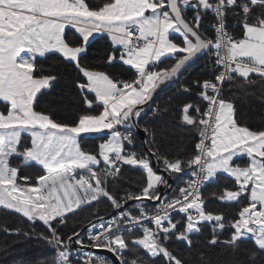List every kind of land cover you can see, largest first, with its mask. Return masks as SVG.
Instances as JSON below:
<instances>
[{"label":"snow or ice","instance_id":"6c2138e0","mask_svg":"<svg viewBox=\"0 0 264 264\" xmlns=\"http://www.w3.org/2000/svg\"><path fill=\"white\" fill-rule=\"evenodd\" d=\"M50 56L73 69L75 113L42 107L60 80ZM199 60L207 74L156 105ZM233 89L264 97V0H0V209L43 226L50 264H188L174 249L194 244L264 264V127ZM176 128L194 134L183 154ZM85 211L87 243L71 227Z\"/></svg>","mask_w":264,"mask_h":264},{"label":"trees","instance_id":"16d2710c","mask_svg":"<svg viewBox=\"0 0 264 264\" xmlns=\"http://www.w3.org/2000/svg\"><path fill=\"white\" fill-rule=\"evenodd\" d=\"M106 44L107 41L104 40L96 44L91 53L92 57L103 55ZM93 63H99V61L93 59ZM42 66L46 72L60 78L59 83L51 91V94L45 98L47 103L42 104V107H48L49 104H51L53 110H58L61 115L75 113L77 111L76 105L79 101L76 95V89L72 84L73 69L62 63L55 56L44 59L42 61ZM107 71L119 73L121 79L128 78V74L121 68L107 69ZM208 71L209 69L205 66V60H199L185 72L179 82H176L172 87L161 94L157 99L156 105L163 108L166 102H170V98H175L177 96L181 83L207 74ZM233 92L235 95L232 99L235 101V105L243 118V122L252 128L264 127V97L261 96V93L258 91L255 93H245L241 89H233ZM193 135L192 132H185L180 128H176L170 141L172 150L179 151L180 154H183V151L191 147ZM98 143H100V141L95 140V134H93L92 139L88 141L89 147ZM181 146H183V149H181ZM25 173L28 175H35L36 170L28 168L25 169ZM138 179L139 174L136 172H129L126 176V182H130V187L133 190L137 188L135 181ZM229 182L230 178L224 181V183ZM182 185L183 183H181L180 186ZM216 190L217 185L209 184L203 192L207 196L209 192H214ZM173 194H175V186L167 195L170 197ZM101 210L103 211V209ZM215 210L220 211L221 209L216 207ZM88 216L89 213L87 211L82 212L80 217L77 218V222L71 224V227L84 230L90 224V221L85 223H80L79 221H86ZM4 228L11 230L19 229L21 232L31 229L33 238L24 239L20 236L6 234L3 231ZM43 231L42 225L39 227H32L27 224L25 219L19 214L0 209V264H50L53 256L52 246L35 238V234ZM85 232L86 231H84V233ZM172 243L175 244L176 242ZM174 250L178 251L188 264H205V262L206 264H236L237 260L246 259V257L243 256L238 257L233 255L226 249L220 247L209 248L205 247L203 244H194L191 249L187 246H180ZM260 260L261 258L258 256L257 264H259Z\"/></svg>","mask_w":264,"mask_h":264},{"label":"water","instance_id":"95a60500","mask_svg":"<svg viewBox=\"0 0 264 264\" xmlns=\"http://www.w3.org/2000/svg\"><path fill=\"white\" fill-rule=\"evenodd\" d=\"M198 62V61H197ZM196 62V63H197ZM196 63H194L193 65H195ZM192 65V66H193ZM191 66V67H192ZM191 67H189L188 69H190ZM187 69V70H188ZM175 83H165V84H163V85H161L160 86V88H158L157 89V93H158V97L156 98V102H157V99L161 96V94L164 92V91H166L167 89H169L170 87H172L173 85H174ZM161 89H163V90H161ZM174 188V187H173ZM173 188L172 189H162V191L164 192V194L165 195H167V194H169L172 190H173ZM133 203H135V202H129V204H133ZM155 203H159L158 201L157 202H155ZM129 205H125V207H128ZM90 225V224H89ZM89 225L82 231V232H84V231H86L87 229H88V227H89ZM77 248H79V246H77ZM88 249H83V251H87ZM98 252L99 253H101V254H103L104 256H106V257H110L111 256V254L110 253H107L105 250H98Z\"/></svg>","mask_w":264,"mask_h":264},{"label":"built area","instance_id":"2783aa9c","mask_svg":"<svg viewBox=\"0 0 264 264\" xmlns=\"http://www.w3.org/2000/svg\"><path fill=\"white\" fill-rule=\"evenodd\" d=\"M186 179H187V177H186ZM183 186V185H182ZM208 186V185H207ZM207 186H205V188L207 187ZM204 188V189H205ZM203 189V190H204ZM133 211H135V209H133ZM87 231V230H86ZM86 233V232H85ZM85 233L84 232H81V236H82V238H84V240H85V243H87V236L85 235ZM88 251V250H87ZM92 251H96L98 254H100V255H102V256H104L103 254H101V253H99L98 252V250H92ZM106 257V256H105Z\"/></svg>","mask_w":264,"mask_h":264},{"label":"crops","instance_id":"0c3cea01","mask_svg":"<svg viewBox=\"0 0 264 264\" xmlns=\"http://www.w3.org/2000/svg\"><path fill=\"white\" fill-rule=\"evenodd\" d=\"M239 162H240L241 164L246 163V158H245V157H241V158L239 159Z\"/></svg>","mask_w":264,"mask_h":264}]
</instances>
